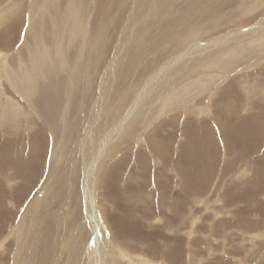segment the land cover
<instances>
[{
    "label": "rangeland",
    "instance_id": "rangeland-1",
    "mask_svg": "<svg viewBox=\"0 0 264 264\" xmlns=\"http://www.w3.org/2000/svg\"><path fill=\"white\" fill-rule=\"evenodd\" d=\"M33 1L0 0V264H264V0H78V32L54 0L73 99L27 104L2 76L29 69Z\"/></svg>",
    "mask_w": 264,
    "mask_h": 264
},
{
    "label": "bare ground",
    "instance_id": "bare-ground-1",
    "mask_svg": "<svg viewBox=\"0 0 264 264\" xmlns=\"http://www.w3.org/2000/svg\"><path fill=\"white\" fill-rule=\"evenodd\" d=\"M34 1H37L36 3H38L40 5V3L38 2V0H34ZM34 1H33V4H34ZM42 2L41 4V7L43 9V13L39 16V14L41 13L40 11L36 12L38 15H35L36 17H34L31 22L29 23V26H28V29H27V32H26V36H25V44L24 46L28 49V61H29V69L28 68H20L17 70V72L15 70H12L10 69L9 71H7V76H2V78H4L7 83L11 86V88L24 100L27 102L28 104V100L30 99H33L35 96H38L39 97V90L41 87L43 86H49L53 91L54 93V96H58L61 95L63 96V92H64V95L65 94H69L71 93V90L75 88V85L71 82H63L60 83V80H58L60 78V76H54V77H48L46 76V73H47V68H46V63L48 64V52H47V47H45L44 45V42H43V37H44V31L42 32L43 28H44V25L42 26V24H44V20L42 17L45 18V16L50 13V12H54L55 16H53L52 18H50V23L52 24V30L49 32L48 36L50 37V40H54V42H56V44H62L61 41H58V39L60 38V34L62 33L61 30L65 28L66 24H67V19L65 20L66 22H61L60 20L58 21L57 18H58V14H57V11H56V3L54 4V0H40ZM74 2V0H73ZM73 7H71V13H70V17H68V21L71 23L73 21V25H72V30H74L75 32H78L79 31V26H78V20L81 16V11L83 10L81 8V6L83 4L80 5V1L78 0H75L74 4L72 3ZM77 6V7H76ZM39 7V6H38ZM40 8V7H39ZM36 9H37V4H36ZM35 9V10H36ZM41 9V8H40ZM10 10V9H9ZM8 10V13L11 14ZM33 10V11H35ZM40 12V13H39ZM70 12V11H69ZM35 14V13H33ZM80 15V16H79ZM6 16V15H5ZM65 19V18H64ZM108 19H104V21H106ZM1 21V20H0ZM264 23V22H263ZM75 24V25H74ZM103 24V27H102V32H105L108 30V25L106 26V22L102 23ZM196 28V27H195ZM194 28V30H196ZM254 33V32H253ZM108 34V33H107ZM106 34V35H107ZM247 34V33H245ZM252 34V33H251ZM62 35V34H61ZM177 35V34H176ZM236 35V34H235ZM235 35L231 34L230 35V38L229 36L227 38H224L222 41L223 42H226V41H229V43H226L224 45V47H226L225 49V55L228 54V50H231V47L234 46L233 44L237 41H239L238 37H235ZM239 35V34H238ZM250 35V34H249ZM248 35V36H249ZM105 36V34H103L101 36V39H103ZM180 37V36H179ZM242 37V36H241ZM243 37H245L243 35ZM52 38V39H51ZM27 39H28V42H30V44L28 43L27 44ZM107 39H109L107 37ZM226 39V40H225ZM242 39V38H241ZM216 41V40H215ZM221 40L220 42L218 41L216 43V45L218 43H220L219 45L221 46L223 43ZM104 42V41H103ZM214 44V43H213ZM236 44V43H235ZM250 44V43H249ZM255 44V43H254ZM253 44V45H254ZM71 45V43L69 44ZM215 45V44H214ZM215 45V46H216ZM243 45V44H242ZM208 46V44H207ZM207 46H204V48L206 49ZM240 46V45H239ZM244 46V45H243ZM250 46V45H248ZM217 47V46H216ZM192 52H194V50H189L186 54L190 55ZM99 53V52H97ZM220 54V53H219ZM216 56V54H214ZM218 55V54H217ZM187 56V55H186ZM96 57V56H95ZM185 57V56H183ZM202 57H206V55H202ZM201 57V54L197 55L196 57L193 58V60H191L189 63H187L183 68L184 69H187L189 70V68L191 66H193V64L195 63H198V61L200 60V62L202 60H205V58H202ZM174 61V60H173ZM177 61V60H176ZM194 62V63H193ZM27 65V64H26ZM25 66V65H24ZM167 66V65H166ZM165 69V68H164ZM166 70V69H165ZM19 72V76H11L9 75L10 73H14V74H17ZM35 71H39L40 74L42 75L41 72H44V76H34V73ZM174 71V70H173ZM33 72V73H32ZM188 72V71H187ZM186 72V73H187ZM164 73V72H163ZM162 73V74H163ZM185 73V74H186ZM161 74V73H160ZM71 77H76V76H71ZM95 81V80H94ZM174 81H178L177 79L174 80ZM180 81H178L175 86L173 85V82L171 83L172 87L171 89H169V87L171 85H168V86H164L165 89L162 90L163 92L161 94H164L165 92H168L172 95H174L175 93V90L179 87V85H177ZM183 83V82H182ZM103 87V86H102ZM105 87V86H104ZM176 87V89H175ZM48 88V87H47ZM107 89V88H106ZM49 90V89H48ZM101 95V94H100ZM69 101H65L67 102V104L70 102L71 98H72V95H65ZM159 96V95H158ZM41 97V96H40ZM109 97V96H108ZM162 97H164L162 95ZM57 98V97H56ZM73 99V98H72ZM159 100V99H158ZM40 102V101H39ZM46 102V101H45ZM51 102V101H50ZM72 102V101H71ZM70 102V103H71ZM7 103H5V105H2V103L0 104V126H5V124H11V125H15V117H14V106L10 108V106H6ZM42 104V103H41ZM66 104V103H65ZM49 108V107H48ZM41 109V108H40ZM39 109V110H40ZM45 109V108H44ZM47 111V110H46ZM67 111V110H66ZM65 111V112H66ZM43 112V111H42ZM46 113V112H45ZM64 113V112H63ZM65 115H63L62 118V124H65L67 122V114L64 113ZM103 114V113H102ZM50 115V114H49ZM48 115V116H49ZM45 117V116H44ZM109 117V116H108ZM50 118V117H49ZM53 118V117H52ZM43 120V119H41ZM50 124V123H49ZM2 126V127H3ZM64 126V125H63ZM66 126V125H65ZM6 127V126H5ZM4 127V128H5ZM67 128V127H66ZM15 129V128H14ZM103 140V139H102ZM56 141V140H55ZM93 141V140H92ZM59 143V142H58ZM58 145L59 144H54V152H53V156H56V159L57 157H59V149H58ZM93 146L94 144H91V148L88 147H85L84 150L85 153V156H86V162H90V160L92 158L91 157V154L94 155V149H93ZM92 150V151H90ZM84 156V157H85ZM89 176V175H88ZM88 192L90 191H87L86 194H88ZM87 212V210H86ZM21 224L23 225H20L18 227V231H19V236L21 237V233L23 234V236H25V233L28 232V225L25 224L23 221L21 222ZM27 225V227H26ZM25 230V231H24ZM22 236V237H23Z\"/></svg>",
    "mask_w": 264,
    "mask_h": 264
}]
</instances>
